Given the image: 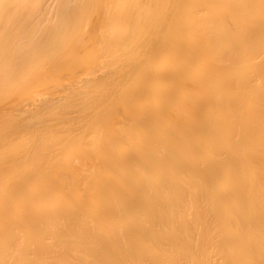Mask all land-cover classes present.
Returning <instances> with one entry per match:
<instances>
[{"label": "bare ground", "instance_id": "bare-ground-1", "mask_svg": "<svg viewBox=\"0 0 264 264\" xmlns=\"http://www.w3.org/2000/svg\"><path fill=\"white\" fill-rule=\"evenodd\" d=\"M0 264H264V0H0Z\"/></svg>", "mask_w": 264, "mask_h": 264}]
</instances>
